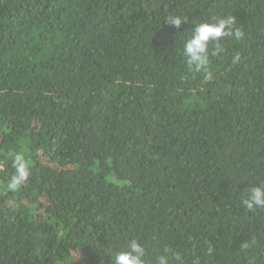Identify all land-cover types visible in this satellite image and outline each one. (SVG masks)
Instances as JSON below:
<instances>
[{
    "label": "trees",
    "instance_id": "1",
    "mask_svg": "<svg viewBox=\"0 0 264 264\" xmlns=\"http://www.w3.org/2000/svg\"><path fill=\"white\" fill-rule=\"evenodd\" d=\"M227 15L244 38L190 72L192 22ZM261 181L264 0H0V264H114L137 236L149 260L264 264Z\"/></svg>",
    "mask_w": 264,
    "mask_h": 264
},
{
    "label": "clouds",
    "instance_id": "2",
    "mask_svg": "<svg viewBox=\"0 0 264 264\" xmlns=\"http://www.w3.org/2000/svg\"><path fill=\"white\" fill-rule=\"evenodd\" d=\"M165 19L168 24L179 29L182 22L187 20V14L169 12ZM192 23L194 27L190 30L189 38L184 43L182 56L190 72H204L210 75L213 58L224 51L220 41L224 38L242 40L244 32L232 15L217 17L215 20L205 19L203 22L194 20ZM213 42H216V49L210 54ZM239 59V54H236L233 62ZM8 158L14 172L8 177L4 187L6 191L18 192L29 181L32 174L31 159L27 155L26 149L9 153ZM241 199L244 207L251 211L264 210V181L251 183L241 193ZM141 239L139 236L129 239L127 250L113 251L109 249L114 264H173L174 261H181V257L172 253L169 248H164L162 253L156 254L153 259L149 260L146 254V244L142 243ZM249 247L250 245L247 243L243 245L244 249ZM213 251L212 248H209L208 254L212 255Z\"/></svg>",
    "mask_w": 264,
    "mask_h": 264
}]
</instances>
